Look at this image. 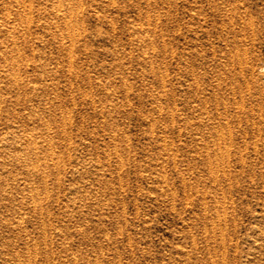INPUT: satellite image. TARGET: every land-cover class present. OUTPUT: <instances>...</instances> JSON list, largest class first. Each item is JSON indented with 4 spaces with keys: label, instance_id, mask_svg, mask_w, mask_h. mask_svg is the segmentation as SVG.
<instances>
[{
    "label": "rangeland",
    "instance_id": "obj_1",
    "mask_svg": "<svg viewBox=\"0 0 264 264\" xmlns=\"http://www.w3.org/2000/svg\"><path fill=\"white\" fill-rule=\"evenodd\" d=\"M262 65L264 0H0V264H264Z\"/></svg>",
    "mask_w": 264,
    "mask_h": 264
},
{
    "label": "bare ground",
    "instance_id": "obj_2",
    "mask_svg": "<svg viewBox=\"0 0 264 264\" xmlns=\"http://www.w3.org/2000/svg\"><path fill=\"white\" fill-rule=\"evenodd\" d=\"M234 56H235V55H234ZM231 61H232V62L234 61V59H233V55L230 56V62H231ZM252 68H253V67H252ZM261 69H264V65L261 66ZM241 71H242V70H241ZM222 100H223V99H222ZM223 101H224V100H223ZM213 127H214V126H213ZM218 128H219V127H218ZM218 130H219V129H218ZM220 130H221V128H220ZM259 131H260V130H259ZM213 135H214V134H213ZM215 135H217L216 137H218V136L221 137V136H222L221 132H220V133H217V131H215ZM219 137H218L217 139H216V138H215V139H216V140H219ZM228 138H229V137H228ZM222 139H223V137H222ZM219 142H220V141H219ZM215 145L218 146L217 149H222V148H220V143L215 144ZM213 147H214V146H213ZM222 147H223V146H222ZM226 147H227V146H226ZM206 148H207V147H206ZM214 148H215V147H214ZM214 148H213V149H214ZM226 149H227V148H226ZM220 152H221V151H220ZM214 159H215V158H214ZM213 161H214V160H213ZM214 166H215V165H214Z\"/></svg>",
    "mask_w": 264,
    "mask_h": 264
}]
</instances>
